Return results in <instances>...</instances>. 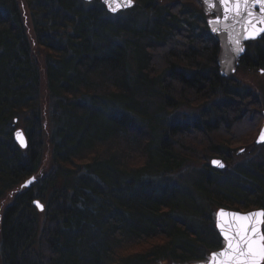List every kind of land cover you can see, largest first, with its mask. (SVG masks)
<instances>
[{
    "label": "trees",
    "instance_id": "16d2710c",
    "mask_svg": "<svg viewBox=\"0 0 264 264\" xmlns=\"http://www.w3.org/2000/svg\"><path fill=\"white\" fill-rule=\"evenodd\" d=\"M218 53L199 0L118 14L100 0H0L1 263L184 264L222 246L210 204L264 209V92L223 78ZM239 60L264 70V33ZM182 107L197 113L171 121ZM15 118L24 151L4 132ZM191 162L230 185L213 175L182 192L172 178Z\"/></svg>",
    "mask_w": 264,
    "mask_h": 264
},
{
    "label": "water",
    "instance_id": "95a60500",
    "mask_svg": "<svg viewBox=\"0 0 264 264\" xmlns=\"http://www.w3.org/2000/svg\"><path fill=\"white\" fill-rule=\"evenodd\" d=\"M83 1H92V0H83ZM105 5L107 12H111L113 14L119 13L122 10H128L132 8L136 0H132L130 6H126L121 8L118 11H110L109 6L105 4L104 0H100ZM201 3L202 11L206 16L207 25L210 29L211 33L215 36L216 39L219 41V53L217 57V66L220 72V75L223 78L229 77L233 73H235L236 67L239 65L240 57L245 52V42L250 40H255L259 38V36L264 33V12L261 11L260 5L255 4L254 0H249L250 7L245 9L243 5L240 8V15H236L234 10V5L236 0H228V7L232 10L226 12L225 4L221 2V0H210V3L214 6H209V3H206L205 0H199ZM216 21H219L218 23ZM256 29L254 35H250V33ZM235 40H239V46L242 50L237 52V46L234 43ZM263 125L259 129L258 133L256 134L255 143L262 144L264 140H261V133L264 131V120ZM18 133L22 134L18 137ZM13 140L15 144L20 146L22 149L27 148V136L25 135L22 128H16L13 132ZM213 161H219V164H214ZM210 166L223 169L225 166V162L223 159L218 157H212L210 160ZM34 178H30L28 181L25 182V185H29ZM33 205L36 206L38 210L43 209V203L40 202L38 199L33 200ZM38 205H42V208ZM223 210L226 213H238L241 215H246L250 213H256L259 211H264L261 208H252L247 209V211L243 210H234L227 207H219L215 210L214 216V223L216 226V230L218 234H220L222 238V246L217 248L216 250L211 251L208 254V257L205 260H195L194 262L185 263V264H209L210 257L214 253H220L227 248V240L223 232H221L219 227V222L221 217L218 215L220 211ZM225 219H230L229 217H225ZM261 231L263 232V225L259 226ZM220 258L218 257V260Z\"/></svg>",
    "mask_w": 264,
    "mask_h": 264
},
{
    "label": "snow or ice",
    "instance_id": "6c2138e0",
    "mask_svg": "<svg viewBox=\"0 0 264 264\" xmlns=\"http://www.w3.org/2000/svg\"><path fill=\"white\" fill-rule=\"evenodd\" d=\"M110 11H118L123 7L130 6L132 0H104ZM209 6H214L210 0H205ZM225 4L226 12L232 10L228 7V0H221ZM264 12V0H254ZM241 5L249 8V0H236L234 7L236 15H240ZM217 23L219 21H216ZM257 30L253 29L250 35ZM237 52L242 50L239 40H235ZM22 134L18 133V137ZM261 140H264V131L261 133ZM219 164V161H213ZM42 208V205H38ZM221 217L219 227L227 240V248L220 253H214L210 257L209 264H264V232L260 225H264V211L241 215L238 213H226L223 210L218 214ZM229 217L230 219H225ZM218 257L220 258L218 260Z\"/></svg>",
    "mask_w": 264,
    "mask_h": 264
},
{
    "label": "rangeland",
    "instance_id": "374dc122",
    "mask_svg": "<svg viewBox=\"0 0 264 264\" xmlns=\"http://www.w3.org/2000/svg\"><path fill=\"white\" fill-rule=\"evenodd\" d=\"M200 3V1H199ZM158 5H160L159 3H157ZM135 6V5H134ZM200 7H201V3H200ZM204 13V12H203ZM205 15V18L206 16H209L204 14ZM28 19V17H27ZM207 19V18H206ZM206 24H207V20H206ZM27 25L29 27L30 26V22H29V19H28V23ZM208 26V25H207ZM214 36V35H213ZM215 37V36H214ZM36 46V44H34ZM42 53V52H40ZM39 58L42 60V58L39 56ZM239 67L237 66L236 67V76L237 78H239V80L242 82V83H245L247 84L250 88H253L257 91H259L261 93L264 92V70H261V69H255L254 70H251V71H248V70H240L238 69ZM193 113H197L196 110L192 109V108H187V107H182V108H179L177 109V111H175L173 114H172V117H173V120L171 121H175L174 119H178V114L180 116V114H188L190 112ZM177 112V113H176ZM262 126V125H261ZM22 128L24 129L23 127V124L21 122V120H17V118L13 119L9 125H5V129H4V132L5 133H8L11 137H9V140L13 141V143L15 144L14 140H13V135H12V132L16 129V128ZM261 128V127H260ZM50 132V128L48 127L47 128V134ZM4 135V134H3ZM5 136V135H4ZM236 145H238L239 143H235ZM10 146V145H9ZM21 148V147H20ZM22 149V148H21ZM27 149V148H26ZM25 149V150H26ZM22 151H24L22 149ZM242 151V150H241ZM260 151V148L257 149L256 153ZM239 156H235L234 157V160L230 163V168L237 162H245V160L250 157V154L249 153V149H244L243 152H239L238 153ZM237 155V153H236ZM220 158V157H218ZM51 159H52V156L49 155L46 159H45V167H44V170H46V172H49L50 169H51ZM222 159V158H221ZM225 162V160H224ZM226 164V162H225ZM187 168V169H186ZM184 170H180L176 173V177H173L172 180L174 182H181V187H182V192H184L183 190H189L191 192H194V193H197V191H199V189L197 188L198 186H200L202 184V182H206L208 181L209 178H211L213 175H216L217 178H216V181L214 180V178L210 181L209 184L211 185H214L216 186L217 188L223 190L224 187H227L230 185V183H225V180H222V178L220 177L219 173L216 172V171H213L212 169L210 168H206L203 166V164L201 163H194V162H191V164L189 166H187ZM34 178L35 175H29L24 179H22L19 183V189H22L23 187L26 188L25 186H28V185H25V182L28 181L30 178ZM231 177H234V176H231ZM235 183H238V182H232V184L234 185ZM189 192L190 194H193ZM186 193L184 194V198H186ZM42 202V201H40ZM43 203V202H42ZM36 207V206H35ZM218 206H216L215 204L214 205H211L209 206V211L207 212L209 214V216L212 217V221H214V216H215V210L217 209ZM219 208V207H218ZM2 209V208H1ZM37 209V208H36ZM43 209H44V204H43ZM43 209L41 211H43ZM38 210V209H37ZM40 211V210H39ZM40 211V212H41ZM244 211V210H243ZM1 212V211H0ZM0 219H1V214H0ZM1 240V239H0ZM217 249V248H216ZM215 249V250H216ZM213 251V250H212ZM211 251H207L206 254L204 255L206 259V257L208 256V254L210 253ZM1 259V258H0ZM202 259V260H204ZM197 260V259H196ZM194 262V261H192ZM189 263V262H187ZM0 264L1 263V260H0ZM154 264H176V263H171L169 261H158Z\"/></svg>",
    "mask_w": 264,
    "mask_h": 264
},
{
    "label": "bare ground",
    "instance_id": "6f19581e",
    "mask_svg": "<svg viewBox=\"0 0 264 264\" xmlns=\"http://www.w3.org/2000/svg\"><path fill=\"white\" fill-rule=\"evenodd\" d=\"M254 208H257V209H258V208H261L262 210H264L263 207H261V206L254 207ZM250 209H252V208H250ZM245 211H247V210H245Z\"/></svg>",
    "mask_w": 264,
    "mask_h": 264
}]
</instances>
